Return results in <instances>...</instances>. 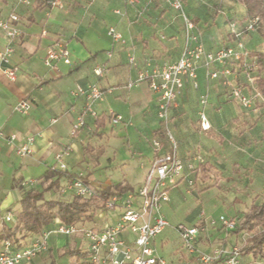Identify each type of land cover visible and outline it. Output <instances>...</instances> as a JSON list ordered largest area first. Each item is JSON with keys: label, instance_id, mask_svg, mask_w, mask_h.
<instances>
[{"label": "crops", "instance_id": "1", "mask_svg": "<svg viewBox=\"0 0 264 264\" xmlns=\"http://www.w3.org/2000/svg\"><path fill=\"white\" fill-rule=\"evenodd\" d=\"M144 1L146 0H139V3ZM127 8L128 18L114 13L115 10L120 9L125 11V6L119 0H76L71 3V6L64 9L47 8L38 2H33L30 6H18L15 0H0V10L5 15L15 12L20 16L22 32L21 37L12 42L14 53L11 58V66L18 71L17 81H9L0 65V131L6 136L14 134L18 137L14 145L9 144L5 139H0V196L6 190L7 182L13 178L12 190L0 202V213L10 207L17 191L23 193L26 188L42 183L43 179L38 181L27 179L41 165L45 166V173L50 168H55V156L66 148L71 149L70 155L65 157L71 175H83L97 191L116 186L110 181L106 183L95 181L91 178L90 173L82 171L81 167L88 156L86 148L83 146L84 140L89 144L87 151L91 150L90 146H96L90 143L92 139L86 132V127L73 135L74 125L78 122L85 105L84 97L73 95L77 86L98 84L103 88H115L112 94H108L102 102L95 105L101 118L109 117L105 126L98 129L96 120L92 118H89L87 123L95 125L97 136L94 138L103 139L105 137L103 130L108 123H111L110 115L114 113V115L123 116L125 122L119 125L111 123L112 127L121 126L126 131L132 132L133 130V133L138 135L135 161L140 170H146V175L150 162L154 158L153 140L158 138L156 136L160 133H164L163 124H160L157 117L158 97L149 88L147 82H143L146 83L144 85L140 83L141 85L138 84L130 89L126 86L130 81H135L138 78V72L144 68L147 60L157 66L163 65L165 62L174 63L180 58L183 49L179 50L174 45L175 38L180 31L176 25L177 20H168L165 14L159 13L156 9L145 19L137 21L135 9L130 6ZM199 19L200 17H198V22ZM192 21L195 22V19ZM202 22L204 21L199 22V26ZM195 24L197 25L196 22ZM111 28L122 34L126 44L113 41L109 34ZM181 29L184 31V25ZM43 31L48 32V38L42 37ZM206 33L209 37L214 36L215 39L214 27L206 30ZM51 37H59L67 43L71 53V64L60 62L54 68L45 64L47 51L52 41ZM8 43L9 40L0 34V50H3ZM130 56L137 58V68L129 64ZM99 67L104 70L103 77H98L95 74V70ZM199 84L198 90H195L191 83L186 86L180 99L179 109L172 113L171 125H174L180 135L182 131L186 130L184 125H186L185 120L192 103L193 93L198 94L197 99L199 100V96L206 91L207 82L203 69L199 70ZM215 86L211 85V93L216 89ZM147 91H151L152 95L149 96ZM126 97L129 100H135L133 101L135 103L130 106L121 105L120 99ZM221 99L218 101L221 102ZM23 100L29 101L31 104L27 115L15 112V106ZM220 105L222 106V104ZM207 109L209 120L214 127L209 107ZM194 113L198 115L199 110ZM231 113L228 112L223 118L232 119V123H238L240 116L234 115V112ZM243 117L244 115H241V118ZM132 120L137 123L134 124ZM31 135H35L37 140L32 156L27 158L25 168L24 160L20 159L21 162L18 163L17 159L19 158L15 153V148L22 145ZM112 135L114 134L112 133ZM199 146L201 151L205 149L203 144ZM197 149L198 147L185 149L180 145L179 154L188 160V156L196 152ZM96 151L92 154L93 158L96 156ZM141 164L145 168H142ZM128 178L135 179L136 177L133 174L125 176L124 186L132 187L129 192L135 191L144 180V178L142 181L137 179L136 184H132ZM68 180L62 179L60 186L53 189L58 198L66 199V195H69L67 192L62 193ZM29 181L34 182V185H25ZM20 195L22 196V194ZM115 216L116 214L109 215L111 221L115 220ZM96 221V224L87 223L89 225L87 227H91L90 225L99 227L103 224L98 217H96ZM3 224L7 223L3 221ZM4 225H0V230ZM223 233L224 231L220 229H210L208 234L198 242L197 248L202 253H210L218 246L239 247L240 240L247 235L246 233L238 235L227 232L222 238ZM33 237L35 236H29L26 240L21 241L28 242ZM84 243L86 244L85 240ZM194 255L197 257L191 258L192 261L197 260L203 264L199 253ZM242 260L246 264H252V259L250 260L249 256H242ZM161 261L162 263L159 264H164V261Z\"/></svg>", "mask_w": 264, "mask_h": 264}, {"label": "built area", "instance_id": "2", "mask_svg": "<svg viewBox=\"0 0 264 264\" xmlns=\"http://www.w3.org/2000/svg\"><path fill=\"white\" fill-rule=\"evenodd\" d=\"M18 6H30L33 2H38L51 9H64L71 6L76 0H15ZM129 5H137L139 0H122ZM172 6L181 13L185 24L186 39L184 47L178 61L160 66L152 64L149 60L145 62L144 68L138 72V78L130 81L126 86L128 89L147 82L149 88L158 97L157 117L163 124V132L168 135L169 151H165L164 144L159 139L153 140L154 158L150 162L145 178L138 185L135 191L122 195H113L103 208L96 210V217L102 220L99 227L86 225H67L60 220H56L55 230H46L23 247H16L12 241L3 240L0 242V264H30L33 260L49 251V240L52 234L63 236L81 235L86 241V251L88 257L86 264H159L161 259L156 256V251L152 247L154 240L160 236L170 223L164 215L163 209L171 201L170 192L181 182L188 186L194 185L193 174L196 173L203 162L200 157L192 156L185 160L179 154V145L174 136L170 133L169 124L172 113L179 109L186 86L191 83L195 90L200 87L199 70L203 69L210 80L219 81L223 86L230 89L233 99L237 100L244 107H250L253 103L251 95H247L243 87L235 83V74L231 65L233 63H243V70L248 67L252 72L253 65L247 61L249 53L242 45L243 37L257 31L259 18L240 23L233 20L229 23L230 42L217 50H209L196 34V26L188 17L184 10L183 0H161ZM120 15L119 10L114 12ZM122 15V14H121ZM124 15V14H123ZM21 18L13 12L5 15L0 10V34H3L9 43L0 50V65L3 67L5 76L11 82L18 79V71L11 66V58L14 53L13 41L22 35L20 29ZM109 34L115 43L126 44L122 34L114 28L109 30ZM42 37L48 38L47 31H43ZM51 45L48 48L45 64L54 68L60 62L71 64V53L66 42L59 37L50 38ZM234 44V45H233ZM129 64L138 67L135 56L129 57ZM251 66V67H250ZM258 66V65H257ZM255 67V66H254ZM248 69V70H249ZM95 74L103 77L104 70L97 68ZM252 74V73H251ZM249 83L252 81L250 73H246ZM115 88H103L98 84L87 86H77L73 95L84 97L85 105L83 112L74 125L73 135L87 125L89 118L100 119L95 105L102 102L108 94H112ZM202 109L199 111L200 126L203 131L212 129L211 122L207 117L208 95L204 93L200 96ZM29 101H20L15 106V112L27 115L30 111ZM111 122L119 125L125 122L121 115L111 114ZM55 122V121H54ZM0 139H5L9 144H15L18 137L16 135L6 136L0 131ZM36 136L27 137L26 141L16 146L15 153L25 159L31 157L34 152ZM71 153L70 148L64 149L55 156L56 166L54 169L70 173L65 157ZM25 185H34L29 181ZM69 193L73 196L84 199L96 196L97 190L87 182L81 174L69 176V180L62 189V193ZM116 214L115 220L111 221L109 215ZM200 224L197 226H187L179 224L175 227L178 232L184 250L190 255L199 253V258L203 264H246L242 260L241 248L233 246L215 247L210 253H202L197 248L198 242L206 236L210 229H220L226 232H233L238 228V222L232 218L221 216L219 219L207 218L205 212L199 215ZM15 219L14 213L8 211L4 217L5 223H11Z\"/></svg>", "mask_w": 264, "mask_h": 264}, {"label": "rangeland", "instance_id": "3", "mask_svg": "<svg viewBox=\"0 0 264 264\" xmlns=\"http://www.w3.org/2000/svg\"><path fill=\"white\" fill-rule=\"evenodd\" d=\"M119 1L125 6V11H121V9L119 11L126 18L129 17L127 7L130 6L136 11L137 21L145 19L148 14H151L156 9H158L159 13L165 14L168 20H177L176 25L180 31L175 38L174 45L179 50L183 49L186 39L185 24L181 13L176 11L172 6L161 0H146L137 5H129L122 0ZM183 2L184 10L188 17L191 20L195 19L197 23L196 25L194 22L196 26L195 33L199 35L207 49L210 47L209 50L225 47L230 42L229 23L233 20H238L243 24L244 21L242 20L246 16L245 6L236 0H183ZM198 17H200L199 22L204 21L200 24L201 26H199ZM181 23L184 25V31L181 29ZM213 27L216 32L215 39L213 38L214 36L209 37L206 33V30ZM242 45L245 47L246 52L249 53L246 62H251L254 70L251 72L248 67L246 70H243V63H233L231 66L236 76L235 83L243 87L247 95H251L254 98L250 107L247 108L241 105L237 100L233 99L229 88L223 86L219 81L210 80L205 74L207 82L205 93H207L209 101L207 108L209 107L214 127L211 125L212 129L209 131L201 129L199 114L194 113L196 110L200 111L202 109L200 103L201 95L198 100L196 92L193 93L192 103L189 106L190 108L185 120L187 126L184 125V128L186 130L182 131L181 135L175 130L174 125H171L172 120H170L169 130L178 142L179 150L180 145L184 146L185 149L198 147L197 151L189 156H198L201 162H203L201 166L209 164L212 167L206 173L201 172V169L194 173L193 186H188L187 183L181 182L170 192L171 202L164 206L163 212L171 226L158 236L152 244V247L156 251V256L163 260L164 264H201L199 261H192L191 259L197 257V255H190L184 250L181 238L175 229L179 224L197 226L201 221L199 218L200 213L205 212L207 218L219 219L221 215H225L224 217L232 218L240 225L246 211L250 210L256 198L258 197V202L263 201L264 96L258 94L256 90V76L264 74V70L255 64L256 57L250 56V52L254 55L264 53V39L259 31H255L243 37ZM170 63L165 62L164 64ZM246 73H250L252 77L251 83L247 81ZM141 84L144 85L146 83ZM211 85H216V89L212 93ZM148 92L149 96L152 95L151 91ZM220 98H222L221 102L218 101ZM120 101L121 105L124 106H130L135 103L133 102L135 100H129L127 97L120 99ZM228 112H234V115L240 116L238 123H232V119L223 118ZM241 115H244V117L241 118ZM132 122L134 124L137 123L133 120ZM111 123H108L103 130L105 134L103 139L94 138L97 136L95 125L87 123L85 126L86 132L90 135V139H92L90 143L96 147L90 146L91 150L87 151L89 144L84 140L83 146L86 148L88 156L81 167L82 171H87L91 174L92 179L103 183L110 181L116 185H124L125 176L131 174L136 177L135 179L128 178L132 184L137 179L142 181L146 170H140L138 163L135 161V147L139 139L138 135L133 133V130L129 132L121 126L113 128ZM160 124L162 123L160 122ZM112 128L114 129L113 132ZM156 137L158 138L155 139H159L164 143L166 151H169V140L166 132L160 133ZM201 144L205 147L203 151L200 150L199 145ZM95 151L96 156L93 158L92 154ZM189 156L187 159L190 158ZM20 159H17L18 163L21 162ZM22 160H24V167L26 168L28 159ZM141 167L145 168L142 164ZM45 170V166H39L29 175L30 178L27 180H41L40 176L44 175ZM12 179L10 178V181L7 182L6 190L0 196V202L12 190ZM34 189L40 192L44 191L46 200L59 199L53 190L45 191L43 183L28 187L24 191L27 192ZM18 192L14 196L13 202L9 205L10 207L5 208L0 213L1 226L4 225V217L10 210L15 213L16 217L8 226L16 224L21 199L20 194H22ZM13 193L15 194L14 191ZM71 198V195H66V199ZM82 225L89 226L87 223ZM55 229L56 225H52L49 231ZM226 233L224 231L222 238L225 237ZM255 234H264V228H260ZM252 236L253 234H247L244 238L242 237L239 247L242 248ZM72 250L86 251V244L81 235L68 237L52 234L49 240V251L33 260L30 264H52L53 261L56 264H86L83 259L78 261L74 256H71L69 251ZM249 258L250 260L252 259V264H264V255L255 257L251 254ZM219 263L222 264V262Z\"/></svg>", "mask_w": 264, "mask_h": 264}, {"label": "trees", "instance_id": "4", "mask_svg": "<svg viewBox=\"0 0 264 264\" xmlns=\"http://www.w3.org/2000/svg\"><path fill=\"white\" fill-rule=\"evenodd\" d=\"M238 3L245 6L246 16L242 20L244 22L253 18H259L257 31L264 39V0H236ZM243 22V23H244ZM250 56L256 57V65L264 70V53L252 54ZM251 64V62H249ZM254 64V65H255ZM255 74V72H253ZM252 75L254 76V74ZM255 77V76H254ZM256 80V90L258 94L264 96V74H260ZM249 85V84H248ZM251 85V84H250ZM249 88H251L249 86ZM255 90V92H256ZM109 117L103 116L96 121L98 129L105 126L106 120ZM211 166L204 164L200 167L201 172L206 173ZM66 172L50 168L43 176L45 191L53 190L60 186L62 179H69ZM72 176V175H71ZM132 190L131 186L116 185L115 187L97 191L96 196L89 199L73 196L71 199H52L46 200L44 191L29 190L23 191L20 199V211L17 214V222L13 226L5 224L0 230V242L3 240H10L16 247H23L28 242L26 240L29 236H37L38 234L49 230L52 225H56V220L67 225H79L85 223L96 224V210L103 208L108 200L113 195H122ZM260 228H264V194L263 201L258 202V197L251 205L250 210L244 215V219L238 225V228L233 231V234H253L247 243L241 248L242 256L254 255L255 257L264 255V234H255ZM21 235V237H19ZM34 238V237H33ZM32 238V239H33ZM71 256H74L78 261L82 260L86 263L88 257L87 251L72 250L69 251ZM52 264H56L53 261Z\"/></svg>", "mask_w": 264, "mask_h": 264}]
</instances>
